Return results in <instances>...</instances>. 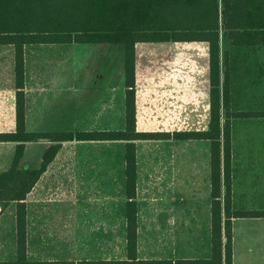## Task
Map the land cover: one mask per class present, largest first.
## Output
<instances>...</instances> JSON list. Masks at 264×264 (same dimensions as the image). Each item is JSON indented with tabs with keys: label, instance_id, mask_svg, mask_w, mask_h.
Returning <instances> with one entry per match:
<instances>
[{
	"label": "crops",
	"instance_id": "crops-1",
	"mask_svg": "<svg viewBox=\"0 0 264 264\" xmlns=\"http://www.w3.org/2000/svg\"><path fill=\"white\" fill-rule=\"evenodd\" d=\"M227 38L226 49L220 41L222 127L227 112L264 113V53L244 48L258 49L264 41L239 46ZM123 44L115 37L97 52L94 45L72 35L71 41L40 39L24 45L25 129L40 137L26 143L19 169L39 170L45 153L60 146L25 200L30 262L127 259L128 141L61 140L66 134L126 130L125 78L122 75L115 87L106 85L118 79L109 70L123 59ZM90 60L107 65L99 75L97 69L86 74ZM226 78L228 111L223 102ZM16 91L15 46L0 44V134L16 130ZM135 91L137 132L171 135L134 141L137 257L209 260L211 143L173 137L209 130V44L136 43ZM230 125L232 209L264 212V115L232 117ZM15 151L16 143L0 142V175L11 168ZM97 190H110V194L97 195ZM103 204L111 207V215H119L109 224L112 231H119L110 235L122 237L114 249H120L119 256L111 258H97V231L103 223L97 216L102 215ZM16 217V202L0 207V262L16 259ZM224 221L223 216V225ZM59 237L60 241L55 239ZM7 238L13 250L9 259ZM232 264H264V217L232 219Z\"/></svg>",
	"mask_w": 264,
	"mask_h": 264
},
{
	"label": "trees",
	"instance_id": "trees-1",
	"mask_svg": "<svg viewBox=\"0 0 264 264\" xmlns=\"http://www.w3.org/2000/svg\"><path fill=\"white\" fill-rule=\"evenodd\" d=\"M228 33L234 45H244L255 35L264 37V0H0V44L15 46L16 130L0 134V142L16 143L11 168L0 175V191L12 190L6 202L17 203V256L0 264H74L71 262H30L27 259V212L25 200L60 146L44 155L39 170L19 169L25 145L40 136L25 129L24 45L43 40L77 41L104 51L108 40L123 41V59L109 70L118 76L106 85L115 87L120 77L126 86V130L66 134L61 140L128 141L126 147L127 259L97 260L78 264H232V219L264 217V212H238L232 209L231 125L232 117L263 116L264 113L227 112L221 124L220 30ZM257 32V33H256ZM117 35V36H116ZM206 42L210 59V126L204 132L173 134L177 140H207L211 143V244L209 260H140L137 257L136 140H157L170 134L140 133L136 130L135 45L139 42ZM97 61V62H96ZM107 62L90 60L86 74L97 69L99 75ZM111 65V63H108ZM97 67V68H96ZM224 107L229 109L226 78ZM60 140V141H61ZM11 185V186H9ZM225 188L224 195L222 188ZM223 216L225 218L223 225ZM223 237L226 242L223 243Z\"/></svg>",
	"mask_w": 264,
	"mask_h": 264
},
{
	"label": "rangeland",
	"instance_id": "rangeland-1",
	"mask_svg": "<svg viewBox=\"0 0 264 264\" xmlns=\"http://www.w3.org/2000/svg\"><path fill=\"white\" fill-rule=\"evenodd\" d=\"M257 33V32H256ZM228 33H226L223 29L220 30V41L223 42L224 44L226 43L225 45V49L229 47L228 45ZM264 41V37H263V34L260 35V34H257L255 35L252 39H249L248 41ZM246 51H257L259 53H264V46H260L258 49H255L257 47H244ZM224 62H226L227 64V52L226 54H224ZM22 172H26V171H23L21 170ZM11 186V185H9ZM97 195L101 194L102 196H106L110 193V190H101V192L99 190H97ZM100 192V193H99ZM12 194V190H10L9 188L5 187L3 188V190L0 191V207L1 208H5L7 206H9V204L11 202H6L7 198H10ZM101 209H103V213L102 215L99 217L97 216V219H101L103 222L102 223V226H100L101 229H99L97 231V233H99L97 235V258H111V257H115L116 255L119 256L120 254V249L118 248V250H114L116 249V245H121V240H122V237L120 235H117V236H114V235H110L111 233H115V232H118L119 231H112L111 230V225L110 224V219H113V220H117V218H119V215L116 217H114V215L110 214L109 211H110V206L109 205H106V204H103L100 206ZM115 229V228H114ZM8 230V229H7ZM57 240L60 241V237L59 238H55ZM6 243H7V253H6V258L9 259L12 254H13V250H11V247L9 246V239L7 238L6 240ZM112 247V251L110 250ZM12 252V253H11Z\"/></svg>",
	"mask_w": 264,
	"mask_h": 264
}]
</instances>
